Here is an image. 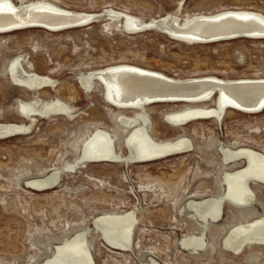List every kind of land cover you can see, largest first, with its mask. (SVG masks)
I'll use <instances>...</instances> for the list:
<instances>
[{"label": "rangeland", "instance_id": "374dc122", "mask_svg": "<svg viewBox=\"0 0 264 264\" xmlns=\"http://www.w3.org/2000/svg\"><path fill=\"white\" fill-rule=\"evenodd\" d=\"M12 1L24 6L20 0ZM47 1L66 11L102 15L111 10L147 22L177 14L183 25L196 17L229 11L264 15V0H184L180 8L178 1L171 0ZM104 17L57 32L29 28L0 34V123L28 125L19 107L33 98L60 100L74 108L73 117L37 118L29 133L0 140V264H44L66 239L72 241L83 231L95 264H148L150 260L159 264H264V245L246 246L236 254L223 243L232 227L264 216L263 183L251 184L256 199L252 207L223 203L221 218L206 225L205 249L194 252L181 243L203 230L187 203L221 195L224 173L247 165L245 161L226 164L221 148L264 154V110L248 114L227 109L221 122L199 119L176 127L167 115L187 106L153 103L146 108L150 136L158 142L183 137L193 143V150L145 163L97 162L65 168L80 157L98 130L111 134L117 151L127 156L132 129L119 118L138 113L113 107L100 83L86 91L82 75L133 66L177 80L264 79V38L190 44L158 29L133 34L114 26L107 29L109 21ZM18 57L26 70L56 83L37 92L14 84L9 68ZM214 99L204 107L213 108ZM57 169V187L37 191L27 185ZM131 211L138 218L133 249L115 250L96 229L95 221L104 214Z\"/></svg>", "mask_w": 264, "mask_h": 264}, {"label": "bare ground", "instance_id": "6f19581e", "mask_svg": "<svg viewBox=\"0 0 264 264\" xmlns=\"http://www.w3.org/2000/svg\"><path fill=\"white\" fill-rule=\"evenodd\" d=\"M171 1H178L180 8L184 0ZM19 2L24 6H16L12 0H0V34L44 27L49 31L57 32L89 25L84 22L101 15L66 11L47 0L33 3H28V0ZM239 12L249 16H240ZM102 14L108 17L107 29L114 26L133 34L144 31L143 28L146 26L158 23L163 30L162 33L168 32L175 36L174 39L190 44L196 43L193 40L226 38L242 33L248 34L253 39L264 38V15L252 11H229L216 16H200L189 20L184 25L177 14H170L150 22L111 10ZM161 30L157 31L161 32ZM27 64L29 67L30 63ZM23 66L22 58L18 57L12 61L9 68L10 77L13 80L11 81L17 86L37 92L47 85L52 86L56 83L48 77L33 73L32 70H26ZM80 79L86 91L96 89L97 83L105 87V99L112 103L113 107L137 110L138 113L135 117L121 116L119 118L123 125L132 129L127 141L129 151L127 156L117 151L111 134L98 130L85 144L77 161L65 166L70 169H73L74 165L97 162L145 163L193 150L195 148L193 143L183 137L175 141L158 142L150 136L151 121L146 108L150 104L157 103L155 101L176 103L178 101L175 100H189V102H181L187 107L169 115L166 114L167 120L176 127H182L199 119H215L221 122L227 109L248 114L264 110V79L225 81L209 77L177 80L162 73L133 66H119L92 72L82 75ZM214 89H218V93L214 96L215 106L204 107L210 101L206 99L207 96ZM73 110L74 108L60 100L43 101L33 98L19 107L22 116L29 120L28 125L0 123V140L29 133L37 118L59 115L73 117ZM221 152L226 164L245 161L247 165L243 169L224 173L225 188L221 195L200 201L191 200L187 203L186 206L191 210L192 217L198 220L200 227L203 228L202 233L186 236L181 240L182 246L194 252L207 247L204 238L206 225L212 220L218 221L221 218L224 201L228 200L243 208L252 207L255 195L251 184H264V154L250 149L234 151L225 147L221 148ZM59 179L60 169H57L47 176L28 182L27 185L37 191L50 190L58 186ZM137 219L132 211L122 214H104L96 219L95 227L110 247L129 252L133 249V232L137 226ZM85 236L83 231L73 237L72 241L66 239L52 252L50 259L44 264H95L90 243ZM223 243L225 248L236 254L246 246L264 245V216L232 227L223 239ZM148 264L159 263L150 260Z\"/></svg>", "mask_w": 264, "mask_h": 264}, {"label": "water", "instance_id": "95a60500", "mask_svg": "<svg viewBox=\"0 0 264 264\" xmlns=\"http://www.w3.org/2000/svg\"><path fill=\"white\" fill-rule=\"evenodd\" d=\"M239 15H240V16H249V15H247V14H245V13H242V12H239ZM239 15H238V16H239ZM104 16H105V14H102V15H100V16H98V17H95V18H92V19H90V20H87V21H85L84 23H85V24L93 23V22L99 20L100 18H102V17H104ZM156 24H157V25H156ZM44 28H45V27H44ZM143 29H145V30H151V29H159V30H161V28H160V26L158 25V23H153V24H151V25H149V26L144 27ZM161 31H163V30H161ZM165 33H166V32H165ZM167 34L170 35L171 37H175V36L169 34L168 32H167ZM237 38H251V37H250L248 34H244V33H242V34H238V35H236V36H230V37H226V38H213V39H211V40H193V41L196 42V43H213V42H219V41H224V40H232V39H237ZM217 93H218V89H214V90L210 93V95L207 96L206 99H209V100H210V99L213 98ZM175 101H178V102H189V100H186V99L175 100ZM155 102H159V101H155ZM171 102H174V101H171ZM263 108H264V105H263ZM224 202H225V201H224Z\"/></svg>", "mask_w": 264, "mask_h": 264}]
</instances>
